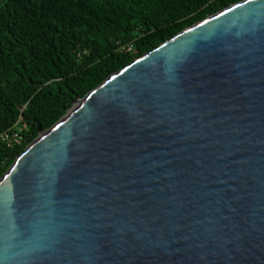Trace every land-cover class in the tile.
I'll list each match as a JSON object with an SVG mask.
<instances>
[{
	"label": "water",
	"instance_id": "95a60500",
	"mask_svg": "<svg viewBox=\"0 0 264 264\" xmlns=\"http://www.w3.org/2000/svg\"><path fill=\"white\" fill-rule=\"evenodd\" d=\"M38 130L0 179V264H264V0Z\"/></svg>",
	"mask_w": 264,
	"mask_h": 264
},
{
	"label": "trees",
	"instance_id": "16d2710c",
	"mask_svg": "<svg viewBox=\"0 0 264 264\" xmlns=\"http://www.w3.org/2000/svg\"><path fill=\"white\" fill-rule=\"evenodd\" d=\"M244 0H0V179L39 136L114 73ZM132 45L131 52L121 47Z\"/></svg>",
	"mask_w": 264,
	"mask_h": 264
},
{
	"label": "built area",
	"instance_id": "2783aa9c",
	"mask_svg": "<svg viewBox=\"0 0 264 264\" xmlns=\"http://www.w3.org/2000/svg\"><path fill=\"white\" fill-rule=\"evenodd\" d=\"M133 50L132 45L121 47V51L131 52ZM23 129L20 126H16L9 131L0 133V143L4 144L7 148L14 149L20 147L24 141L22 134Z\"/></svg>",
	"mask_w": 264,
	"mask_h": 264
}]
</instances>
